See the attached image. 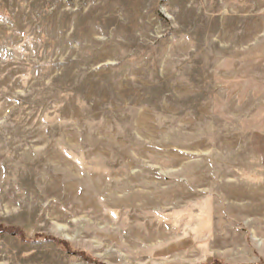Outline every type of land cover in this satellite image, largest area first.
<instances>
[{"label":"rangeland","instance_id":"obj_1","mask_svg":"<svg viewBox=\"0 0 264 264\" xmlns=\"http://www.w3.org/2000/svg\"><path fill=\"white\" fill-rule=\"evenodd\" d=\"M0 227V264H264V0H0Z\"/></svg>","mask_w":264,"mask_h":264},{"label":"trees","instance_id":"obj_2","mask_svg":"<svg viewBox=\"0 0 264 264\" xmlns=\"http://www.w3.org/2000/svg\"><path fill=\"white\" fill-rule=\"evenodd\" d=\"M4 232L16 234L23 239H27V236L25 235V233L21 229H18V228L0 227V233H4ZM37 236H41L44 239H48V240H52L54 242H57V243L61 244L66 250L70 251V247H69L68 243L63 241V240H59V239H56V238L51 237V236H44V235H37ZM215 264H219V263H215Z\"/></svg>","mask_w":264,"mask_h":264}]
</instances>
